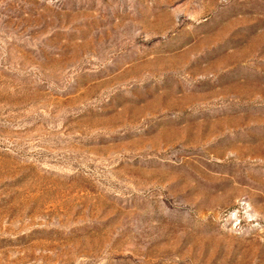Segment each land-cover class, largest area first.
I'll return each mask as SVG.
<instances>
[{"label": "rangeland", "instance_id": "374dc122", "mask_svg": "<svg viewBox=\"0 0 264 264\" xmlns=\"http://www.w3.org/2000/svg\"><path fill=\"white\" fill-rule=\"evenodd\" d=\"M0 264H264V0H0Z\"/></svg>", "mask_w": 264, "mask_h": 264}]
</instances>
